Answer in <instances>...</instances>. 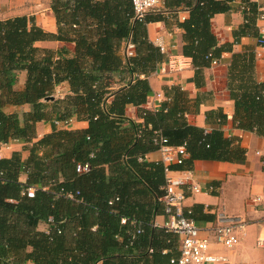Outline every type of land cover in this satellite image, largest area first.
I'll return each mask as SVG.
<instances>
[{"label": "trees", "instance_id": "trees-1", "mask_svg": "<svg viewBox=\"0 0 264 264\" xmlns=\"http://www.w3.org/2000/svg\"><path fill=\"white\" fill-rule=\"evenodd\" d=\"M233 1L164 0L160 12L139 20L132 0H51L57 33L26 15L0 20V145L33 141L40 121L55 126L29 148L26 161L19 152L0 160V264H171L180 256L174 246L179 235L154 220L158 213L166 215L161 199L166 168L191 170L195 160H244L246 148L223 129L206 131L191 124L188 98L180 88L166 92L158 110L143 106L152 91L150 75L166 61L147 26L188 10L189 17L179 22L185 32L183 54L200 74L223 49L211 19L230 11ZM244 2L246 24L237 39L257 32V5ZM44 40L73 43L74 51L37 45ZM242 59L234 55L229 70L234 123L264 134V84L251 79L253 54L250 66L239 68ZM23 71L25 85L18 89ZM63 82L69 93L55 98ZM7 105L31 109L20 115L6 112ZM128 105L137 107L143 123L127 115ZM75 117L87 120L88 128H58L57 121ZM159 135L172 146H185L188 157L168 166L148 161L146 154L160 147ZM78 164L90 169L78 172ZM23 170L26 182L19 180ZM30 186L36 187L34 197L25 194ZM196 210L186 208L185 214L198 221ZM41 221L50 223L48 232L37 229Z\"/></svg>", "mask_w": 264, "mask_h": 264}, {"label": "crops", "instance_id": "crops-1", "mask_svg": "<svg viewBox=\"0 0 264 264\" xmlns=\"http://www.w3.org/2000/svg\"><path fill=\"white\" fill-rule=\"evenodd\" d=\"M251 1L257 5L258 10L255 23L257 32L236 38V33L246 24V4L244 0H234L230 11L217 13L211 19V30L217 38V46L223 49L219 62L213 64V60L210 61V65L204 67L200 74L196 71L193 59L183 54L185 32L179 22L189 17L188 10L181 9L169 13L166 15L167 19L151 22L147 26L149 37L156 45L157 38L163 39V52L166 56L164 63L174 61L175 68L150 75L152 91L143 106L149 110H158L166 99V92L172 88H180L188 98L187 119L191 124L205 128L206 131L223 129L234 143H240L246 148L244 160H195L191 170L173 168L167 174L172 179H182L187 183L184 186L187 194L184 205L186 208L197 209L198 224L204 229L203 235L212 236V229L219 222V214L245 221L244 226L237 231L240 238L237 245L231 248L217 243L211 245V253L226 258L213 264H264V248L257 244L259 238H264V134L242 129L234 123L235 101L231 98L229 89V70L234 62V55L237 54H242L243 58L239 62V68L250 66L249 55L253 54V68L248 69L251 79L259 85L264 84V45L258 42L260 37H264V0ZM20 15L33 18L35 23L47 32H58L51 0H0V20ZM37 45L50 49L66 46L74 51L73 43L56 40L39 41ZM226 45H230L229 49ZM131 49L133 50V47H130L129 51ZM25 80L26 72H20L16 88H24ZM68 93L69 85L63 82L56 87L54 97L63 98ZM30 109V105L5 107L8 113H20ZM126 113L136 122H144L136 106L128 105ZM223 115L226 116L225 119H222ZM57 126L60 129L83 130L88 128L89 122L75 117ZM54 128V123L50 120L38 122L33 141L11 140L8 142L9 147L3 148L4 158H11L15 152H19L22 161H26L29 148ZM39 153L42 154L43 150H39ZM146 158L151 162H163L159 149L149 151ZM27 177L26 171L23 170L19 180L26 182ZM192 184L199 186L201 190L192 192L189 188ZM154 220L156 226L165 227L167 216L158 213ZM37 229L48 232L50 223L41 221ZM174 246L176 251L180 250V238ZM26 264L34 263L28 261Z\"/></svg>", "mask_w": 264, "mask_h": 264}, {"label": "built area", "instance_id": "built-area-1", "mask_svg": "<svg viewBox=\"0 0 264 264\" xmlns=\"http://www.w3.org/2000/svg\"><path fill=\"white\" fill-rule=\"evenodd\" d=\"M136 18L142 20L150 12H160L164 8V0H132ZM259 44L264 45V37H260ZM157 46L162 51L165 45L162 38H157ZM133 47V46H130ZM129 47V48H130ZM129 54H132L129 51ZM213 64L219 62L213 59ZM175 68L174 61H168L159 66L158 72H168ZM59 124L60 122H56ZM155 141L160 145L159 150L163 156V162L168 166L171 164H181L187 156L185 146H172L167 138L159 135ZM9 147L8 143L0 145V160L4 158L3 148ZM90 169L89 164H78L77 171L84 172ZM171 169L166 168L167 174ZM187 183L182 179H172L167 176L165 194L161 198L165 203V212L167 221L165 227L179 235L180 238V256L171 260L172 264H213L217 261L225 260L223 256H218L210 252L211 245L217 243L225 247H234L240 241L237 233L242 228L245 221L238 220L236 217L219 214V222L212 229V236L203 235L204 229L198 224V221L188 217L185 214V201L187 194L185 185ZM192 192H199L201 188L197 185L189 187ZM36 187L30 186L25 191L28 197H34ZM126 222V219H123ZM258 246L264 248V238H259Z\"/></svg>", "mask_w": 264, "mask_h": 264}, {"label": "rangeland", "instance_id": "rangeland-1", "mask_svg": "<svg viewBox=\"0 0 264 264\" xmlns=\"http://www.w3.org/2000/svg\"><path fill=\"white\" fill-rule=\"evenodd\" d=\"M133 50H134V48H133ZM133 50L131 49V51L133 52ZM19 82H18V79H17V82H16V84H18ZM23 112L24 111H20V115H22L23 114Z\"/></svg>", "mask_w": 264, "mask_h": 264}, {"label": "water", "instance_id": "water-1", "mask_svg": "<svg viewBox=\"0 0 264 264\" xmlns=\"http://www.w3.org/2000/svg\"><path fill=\"white\" fill-rule=\"evenodd\" d=\"M51 99H54V97H51Z\"/></svg>", "mask_w": 264, "mask_h": 264}]
</instances>
